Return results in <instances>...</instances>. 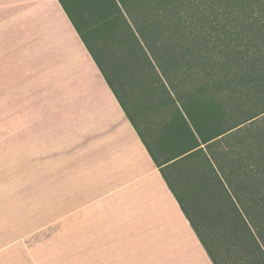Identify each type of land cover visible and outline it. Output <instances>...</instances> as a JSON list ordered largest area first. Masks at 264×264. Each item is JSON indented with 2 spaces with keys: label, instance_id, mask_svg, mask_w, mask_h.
<instances>
[{
  "label": "crops",
  "instance_id": "0c3cea01",
  "mask_svg": "<svg viewBox=\"0 0 264 264\" xmlns=\"http://www.w3.org/2000/svg\"><path fill=\"white\" fill-rule=\"evenodd\" d=\"M0 12V91L22 107L0 132V264H48V234L66 264H214L60 0Z\"/></svg>",
  "mask_w": 264,
  "mask_h": 264
},
{
  "label": "trees",
  "instance_id": "16d2710c",
  "mask_svg": "<svg viewBox=\"0 0 264 264\" xmlns=\"http://www.w3.org/2000/svg\"><path fill=\"white\" fill-rule=\"evenodd\" d=\"M93 2L103 11L91 27L107 31L102 41L115 49L111 70L162 121V138L138 133L164 180L174 194L171 178L202 195L199 208L217 213L223 261L264 264V0Z\"/></svg>",
  "mask_w": 264,
  "mask_h": 264
},
{
  "label": "rangeland",
  "instance_id": "374dc122",
  "mask_svg": "<svg viewBox=\"0 0 264 264\" xmlns=\"http://www.w3.org/2000/svg\"><path fill=\"white\" fill-rule=\"evenodd\" d=\"M60 2L64 5L76 27L81 32L83 39L102 68L106 78L110 81L114 90L118 92L126 108L128 109V112H130L132 120L136 126L138 124L140 129L153 130L154 136L153 134L151 135L154 138L157 135L161 136L160 138L165 136V134H162L160 126L162 122L160 121L161 119H157L147 114V112H143L145 105L143 104V101L138 98V95L136 94V91L133 89V87H131L128 82H126V75L123 72L115 75L111 70L110 61L115 57L113 54L115 49L113 48L109 50V48L106 47L102 41L103 36L107 34V31H102L101 29L91 27V25L95 22L92 17L96 13L103 11V7L100 5V3L93 2V4H89V0H60ZM3 15L4 13L0 12V21H2ZM120 41H122V38H120L119 42ZM105 55L107 56L105 57ZM18 98L19 93H14L12 91H0V132L22 131V107L13 106L17 104ZM259 119L261 118L259 117ZM152 153L157 158V153L155 150L152 149ZM182 171H184L183 168H181V172ZM172 175L173 173L170 171V176ZM171 179L173 182L178 183L177 185L180 189L174 186L175 193L189 219L200 231L203 240L215 255L216 260L219 261L220 264H226L225 261H228V259H225L224 261L222 260L225 257V252L219 247L220 243L218 240H216H221V235L216 234V236H214V233L216 232L214 223L216 222L213 223L212 216L217 213L212 210L206 211L205 209L207 208H199L200 204L205 203L204 201L207 200H203V197L200 194H198V196H191V194L189 195L187 189H183V184H180L179 181H176L173 178ZM185 185H188L187 181L185 182ZM197 192L201 193L200 190ZM60 227L65 228V221H60ZM36 238L43 240L44 246L41 252L34 253V257L40 259L41 257L44 258V256L47 255L49 257L47 259L49 262H47L48 264H50V260L55 264H66V236L48 234L37 236ZM53 247H55V250H53ZM227 264H230V261H228Z\"/></svg>",
  "mask_w": 264,
  "mask_h": 264
}]
</instances>
